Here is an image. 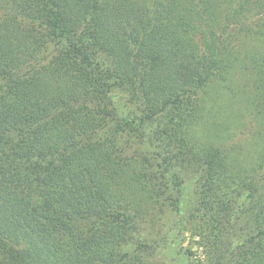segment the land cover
Segmentation results:
<instances>
[{
	"label": "trees",
	"instance_id": "1",
	"mask_svg": "<svg viewBox=\"0 0 264 264\" xmlns=\"http://www.w3.org/2000/svg\"><path fill=\"white\" fill-rule=\"evenodd\" d=\"M175 224L264 264V0H0V264H170Z\"/></svg>",
	"mask_w": 264,
	"mask_h": 264
},
{
	"label": "rangeland",
	"instance_id": "2",
	"mask_svg": "<svg viewBox=\"0 0 264 264\" xmlns=\"http://www.w3.org/2000/svg\"><path fill=\"white\" fill-rule=\"evenodd\" d=\"M235 99H229L228 95L226 93H222L219 96L216 97V112L217 115H220V111L226 109L225 112H234V109L236 108L237 102L234 101ZM229 106H233L230 107ZM231 130L232 127L228 130H225L223 132V136H225L224 141L227 143L228 139L231 138ZM233 139V138H232ZM239 148L241 150H237L234 152L232 156L237 155V157H240L238 161H236L237 166L239 165H246L247 163H250L252 165V162L257 161V153H258V144L255 141L247 140L245 139L242 144H239ZM237 147V146H236ZM235 147V148H236ZM247 157V158H246ZM242 158V159H241ZM172 163L176 167L178 173L180 176L184 179L183 185L181 187L180 194L181 196L178 199L179 207L182 209L184 207H187L193 199H195L196 196V190L199 189V181L198 177L200 175L199 167L195 164H190L187 167L185 164H182V167H179V161L173 159ZM177 195V194H176ZM254 199H245L241 198L239 199L238 203H240L243 206H249ZM200 216V215H199ZM152 220H154L155 227L161 228V232L163 233L165 230V227H161L164 222L166 224L168 223L170 219L169 213H164L163 216L160 215V213H155L151 215ZM161 224V225H160ZM178 224V223H177ZM180 224V223H179ZM178 224V225H179ZM176 224L174 227H172L171 231L169 232L168 236L171 239L169 241V248L166 249H157L154 253V259L159 261H164L166 263L170 264H176V261L174 258L179 257V253H182V251L185 248H190L193 250V256L191 258V264H223L226 261V256L229 255L226 251L227 248H223L222 250H219V253L212 254V256H208V258L205 256V253L203 254V249H199L196 245L200 242L201 237L198 235V232H193V229H185L183 226L178 230L176 228ZM155 234V233H154ZM233 239V235L228 236L226 235L223 237V241L225 244L229 246L231 243V240ZM178 250V251H177ZM184 262V258H182ZM179 262V258H178ZM189 264V262H188Z\"/></svg>",
	"mask_w": 264,
	"mask_h": 264
}]
</instances>
